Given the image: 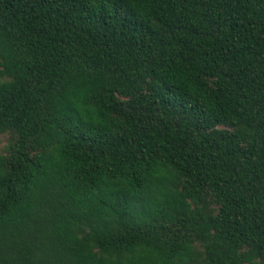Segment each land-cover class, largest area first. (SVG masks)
Listing matches in <instances>:
<instances>
[{
	"label": "trees",
	"instance_id": "obj_1",
	"mask_svg": "<svg viewBox=\"0 0 264 264\" xmlns=\"http://www.w3.org/2000/svg\"><path fill=\"white\" fill-rule=\"evenodd\" d=\"M0 264H264V0H0Z\"/></svg>",
	"mask_w": 264,
	"mask_h": 264
},
{
	"label": "rangeland",
	"instance_id": "obj_2",
	"mask_svg": "<svg viewBox=\"0 0 264 264\" xmlns=\"http://www.w3.org/2000/svg\"><path fill=\"white\" fill-rule=\"evenodd\" d=\"M6 137L5 136H1L0 137V149L3 147L4 143H5Z\"/></svg>",
	"mask_w": 264,
	"mask_h": 264
}]
</instances>
